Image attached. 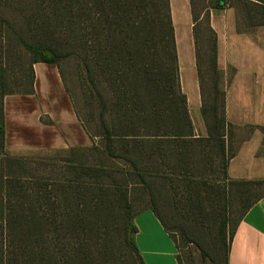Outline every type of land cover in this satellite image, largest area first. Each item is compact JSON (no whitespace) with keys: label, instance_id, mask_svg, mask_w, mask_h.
Returning <instances> with one entry per match:
<instances>
[{"label":"trees","instance_id":"trees-1","mask_svg":"<svg viewBox=\"0 0 264 264\" xmlns=\"http://www.w3.org/2000/svg\"><path fill=\"white\" fill-rule=\"evenodd\" d=\"M190 1L205 136L195 135L179 87L169 0H0V264H95L98 231L113 225L144 264L134 216L145 208L175 242L178 264H193L183 250L190 243L203 264H228L234 228L264 192L249 189L264 180L227 175L236 128L225 118L209 11L232 7L244 30L264 24V0H202L200 10ZM14 7L25 21L11 16ZM10 53L29 56L27 92L14 86ZM67 57L99 101L94 118L77 114L97 141L56 158L9 154L4 98L33 91L34 63Z\"/></svg>","mask_w":264,"mask_h":264},{"label":"crops","instance_id":"crops-1","mask_svg":"<svg viewBox=\"0 0 264 264\" xmlns=\"http://www.w3.org/2000/svg\"><path fill=\"white\" fill-rule=\"evenodd\" d=\"M179 87L196 136H205L201 92L192 33L190 0H169ZM232 7L210 9L216 35V60L225 90L227 122L235 126V155L227 164L232 180H264V24L239 30ZM33 91L4 98L5 149L11 155L56 158L74 147H89L91 137L67 95L55 66L33 64ZM27 105L24 106V105ZM134 240L144 264H178L175 242L150 208L134 216ZM213 264V263H206ZM228 264H264V192L234 228Z\"/></svg>","mask_w":264,"mask_h":264},{"label":"rangeland","instance_id":"rangeland-1","mask_svg":"<svg viewBox=\"0 0 264 264\" xmlns=\"http://www.w3.org/2000/svg\"><path fill=\"white\" fill-rule=\"evenodd\" d=\"M194 1L197 10H200V8L203 6L202 0ZM18 11L14 7L11 16L16 18L17 22H21L22 17H24L25 21V15L27 11L21 12L20 8H18ZM32 30L33 31L31 39H35L38 37V35L34 30V26L32 27ZM28 60L29 56L24 55L23 53H20L19 55L10 53L8 56L7 68L10 74L13 75L14 78H18L21 80V83L17 84L16 82L14 85L19 91L24 90V92H27L29 90V88L26 86V78L28 75V67L26 63L28 62ZM51 66H55V68L59 72L65 91L69 96L70 101L77 114L80 115L81 118L85 120V122L86 119L89 120L94 118L99 109V101L93 93L92 95H90L87 92L86 80L82 73L79 61L74 57H67L65 59H62L58 64L52 63ZM206 100L208 102V98ZM24 106L27 107V105ZM106 118L109 122L114 121L113 114H111L109 111L106 113ZM239 137L240 136L237 137V135H235V141H237ZM59 174L60 172H58V175ZM52 176L57 177V174H52ZM255 188L256 187H252L249 189H252L251 195L256 193H262V191H264V186H261L258 189ZM230 226H232V223L230 224ZM194 228L195 230H197L196 227ZM205 230L208 232L209 228H206ZM175 236L179 241L180 238L178 232L175 233ZM192 236L194 237V235ZM95 243L96 246L93 244V247H91V257L95 264H137L132 254H129L122 245L120 238V230L118 231L117 225H113L111 226V228L104 226L101 227L98 231V236L95 238ZM64 248L66 249V247ZM183 250L185 252V254H183L184 256L187 255V258L188 253L190 254V259L193 264H203L204 262H206V259L204 260L200 257L199 252L197 251L194 243L185 244ZM76 257L79 256L76 255ZM75 261L78 262L79 260L75 259Z\"/></svg>","mask_w":264,"mask_h":264}]
</instances>
